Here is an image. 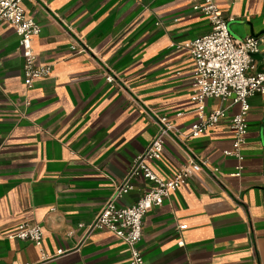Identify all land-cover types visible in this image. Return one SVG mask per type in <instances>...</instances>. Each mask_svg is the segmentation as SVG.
<instances>
[{
	"label": "crops",
	"instance_id": "obj_1",
	"mask_svg": "<svg viewBox=\"0 0 264 264\" xmlns=\"http://www.w3.org/2000/svg\"><path fill=\"white\" fill-rule=\"evenodd\" d=\"M218 4L235 38L264 34V0ZM24 7L41 27L37 62L52 72L27 88L20 37L0 25V264H130L122 239L87 227L159 132L160 117L173 127L160 170L173 174L191 157L203 170L144 216V264H264V94L249 100L243 160L224 153L237 104L208 99L207 111L223 107L228 117L190 135L198 112L188 44L211 30L191 0ZM150 186L138 178L119 203L135 204ZM23 220L42 226L41 245L6 236Z\"/></svg>",
	"mask_w": 264,
	"mask_h": 264
},
{
	"label": "built area",
	"instance_id": "obj_2",
	"mask_svg": "<svg viewBox=\"0 0 264 264\" xmlns=\"http://www.w3.org/2000/svg\"><path fill=\"white\" fill-rule=\"evenodd\" d=\"M191 8L208 20L211 30L188 44L194 67L191 99L196 103L198 112L197 119L191 124L190 135L199 137L227 119L226 108L206 110L208 99L237 104L239 111L229 119L234 140L231 149L224 153L243 160V148L249 130V100L254 95L264 94V71L249 72L256 69L253 55L264 54V34L251 35L242 40L235 38L229 28V19L222 13L218 0H191ZM1 24L12 25L20 37L19 45L25 60V86L31 88L38 80L48 77L52 65L38 64L33 48V37L40 34L41 27L26 11L24 0H0ZM77 47V44L73 45L74 49ZM107 80L112 82L115 78L109 74ZM159 124V132L145 150L133 159L124 181L116 186L93 223L87 227L89 233L107 229L122 239L130 249V264H144L140 249L144 216L152 208L161 206L183 184L203 170L202 164L193 157L173 174L160 170L159 162L165 149L164 138L173 127L166 117H160ZM138 178L149 181L151 186L135 204L121 205L119 201L135 188ZM184 227L180 225L181 229ZM6 236L41 245L44 232L41 225L23 220L6 232Z\"/></svg>",
	"mask_w": 264,
	"mask_h": 264
},
{
	"label": "water",
	"instance_id": "obj_3",
	"mask_svg": "<svg viewBox=\"0 0 264 264\" xmlns=\"http://www.w3.org/2000/svg\"><path fill=\"white\" fill-rule=\"evenodd\" d=\"M253 57H254L255 59H258V60L263 59V56L260 55V54H254ZM263 66H264V63L259 67V70H261V68H262Z\"/></svg>",
	"mask_w": 264,
	"mask_h": 264
}]
</instances>
